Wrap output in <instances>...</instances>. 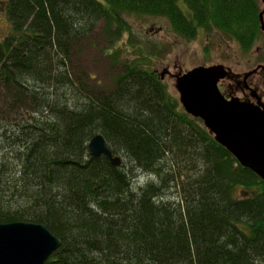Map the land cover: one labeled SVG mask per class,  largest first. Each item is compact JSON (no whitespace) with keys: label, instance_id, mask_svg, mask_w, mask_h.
Segmentation results:
<instances>
[{"label":"trees","instance_id":"obj_1","mask_svg":"<svg viewBox=\"0 0 264 264\" xmlns=\"http://www.w3.org/2000/svg\"><path fill=\"white\" fill-rule=\"evenodd\" d=\"M102 1L2 0L0 223L58 237L44 264H264V182L120 51L112 86H90L80 46L98 34L114 46L139 15L186 40L215 29L245 50L259 34L255 1ZM95 134L119 166L89 154Z\"/></svg>","mask_w":264,"mask_h":264},{"label":"water","instance_id":"obj_2","mask_svg":"<svg viewBox=\"0 0 264 264\" xmlns=\"http://www.w3.org/2000/svg\"><path fill=\"white\" fill-rule=\"evenodd\" d=\"M262 13L258 17L264 29ZM164 74L160 73L161 79ZM226 74V68L216 64L196 66L177 75L175 88L179 102L187 114L201 119L215 141L242 167L264 182V103L224 97L218 81ZM88 151L93 157L105 155L114 166L121 164L101 134L90 139ZM60 244V239L41 223H0V264H44Z\"/></svg>","mask_w":264,"mask_h":264},{"label":"rangeland","instance_id":"obj_3","mask_svg":"<svg viewBox=\"0 0 264 264\" xmlns=\"http://www.w3.org/2000/svg\"><path fill=\"white\" fill-rule=\"evenodd\" d=\"M254 1L258 3L260 12H263L264 23V0ZM3 5L0 0V40L11 31V23ZM180 6L186 10L184 4L180 3ZM127 20L131 33L125 34L122 40L114 46L109 48L103 46L99 34L96 38L101 41L95 47L80 45L85 48L82 57L85 58L84 67L88 75L92 77L88 79L90 86L97 85L100 89H108L112 86L118 66L110 62L109 56L115 51H120L122 58L152 70L157 77L161 72L168 71V74L166 73L161 80L167 91L177 99L178 93L173 74L184 73L196 66L216 64L241 68L249 58L248 56L252 58L255 55V50L247 53L248 49L242 50L234 39L224 37L215 29L207 32L200 29L194 39L186 40L172 29L169 21L164 17L132 15ZM257 20L259 34L251 42L249 48L253 43L264 46V29L261 28L258 16ZM78 65L79 63L75 64V66Z\"/></svg>","mask_w":264,"mask_h":264},{"label":"flooded vegetation","instance_id":"obj_4","mask_svg":"<svg viewBox=\"0 0 264 264\" xmlns=\"http://www.w3.org/2000/svg\"><path fill=\"white\" fill-rule=\"evenodd\" d=\"M256 8L258 16L260 10L258 9L257 2ZM254 50V57L250 58L248 56L249 58L241 68H236L237 66H225L227 74L218 81V88L224 97H237L242 101L254 104L264 103V46L253 43L248 48L247 53H252ZM166 73L168 74V71H165ZM179 74L182 73H176L173 76L176 78ZM159 78L161 79L160 75Z\"/></svg>","mask_w":264,"mask_h":264}]
</instances>
